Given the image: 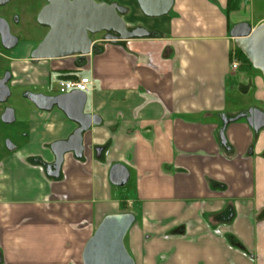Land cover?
I'll return each instance as SVG.
<instances>
[{
    "label": "crops",
    "instance_id": "0c3cea01",
    "mask_svg": "<svg viewBox=\"0 0 264 264\" xmlns=\"http://www.w3.org/2000/svg\"><path fill=\"white\" fill-rule=\"evenodd\" d=\"M133 2L123 18L150 38L94 39L100 51L83 63L45 60L29 77L45 85L58 68L89 78L84 114L100 123L49 172L52 147L78 126L56 108L28 110L0 159V264H82L102 220L125 213L134 216L124 238L134 264H264V129L240 119L227 125L225 146L219 138L222 116L261 110L237 94L254 92L264 107L263 78L231 69L229 35L264 18L232 22L228 0H173V16L146 18ZM115 165L129 172L123 187L109 181Z\"/></svg>",
    "mask_w": 264,
    "mask_h": 264
},
{
    "label": "water",
    "instance_id": "95a60500",
    "mask_svg": "<svg viewBox=\"0 0 264 264\" xmlns=\"http://www.w3.org/2000/svg\"><path fill=\"white\" fill-rule=\"evenodd\" d=\"M47 5L38 16V23L49 31L33 49L32 60H51L78 57L83 63L84 57L100 51L90 35L105 32L104 40L108 42L127 41L150 38L152 33L142 27L128 28L123 18L128 12L124 6L116 3H97L94 0H47ZM139 10L146 18H160L168 15L173 0H136ZM235 47L244 55L254 70L261 73L264 81V22L251 28L247 23L234 25L230 32ZM5 49H12L16 39L6 30L1 31ZM6 39V40H5ZM0 82V95L7 88ZM4 95V94H3ZM37 110L50 112L56 108L78 128L69 141L59 144L61 150L56 155V167L63 161V152L71 148L81 135L91 126H97V116L84 114L86 94L71 91L56 96L26 95ZM3 101L0 97V102ZM248 114V116L246 115ZM244 119L254 132L264 129V112L251 108L247 113L233 118L222 116V128L219 131L220 142L226 145L224 131L228 124ZM1 120L5 124L15 121L13 110L7 109ZM264 157V153H263ZM129 172L122 165L110 169L109 181L115 187L127 184ZM134 222L130 213L106 216L87 241L82 252V264H134L124 246V238Z\"/></svg>",
    "mask_w": 264,
    "mask_h": 264
},
{
    "label": "flooded vegetation",
    "instance_id": "af4514ba",
    "mask_svg": "<svg viewBox=\"0 0 264 264\" xmlns=\"http://www.w3.org/2000/svg\"><path fill=\"white\" fill-rule=\"evenodd\" d=\"M97 3L104 2L103 0H94ZM47 0H0V82H4L3 86L7 88V95L3 93L0 95L3 101L0 102V122H2L1 117L7 109H11L8 106V101L13 97L12 89L14 82L19 83L20 86H26V89L23 90L20 94L25 100H29L26 96L27 94L32 95H45V96H56L60 95L59 90L54 89V83L57 84V81L60 80V76L64 75H74L72 72H67L66 74L58 68H51L47 75L46 86L39 83L40 79H34L37 85L28 84L31 80L32 72L40 73L43 68V61L45 60H32L31 52L33 49L40 43V41L45 37L49 29L38 23V16L47 5ZM33 24L35 27V34L38 37L37 43L34 46L29 47L27 50L22 48L21 51H18L19 55L16 59H9L5 54H11L12 52L18 50L21 46V40L25 36V24ZM9 35L16 39V45L14 48L8 50L5 49L2 42L1 31L6 30ZM103 38L105 32L101 33ZM100 35V34H98ZM91 38L96 35H90ZM6 40V39H5ZM3 57V58H2ZM57 59H51L53 61ZM16 62V67L14 66ZM31 77V78H29ZM45 90L46 92H42ZM66 94V93H64ZM31 103V102H30ZM32 104V103H31ZM32 106H34L32 104ZM2 107V108H1ZM13 110V109H11ZM14 112V110H13ZM248 110L245 112L247 113ZM15 114V112H14ZM248 116V114H246ZM5 124V123H4ZM11 143L6 142V150H11ZM61 150L59 145L52 147V152L54 154V164L46 165L45 168L51 172V169L56 168V155L59 154ZM38 163H42L40 160H37Z\"/></svg>",
    "mask_w": 264,
    "mask_h": 264
},
{
    "label": "rangeland",
    "instance_id": "374dc122",
    "mask_svg": "<svg viewBox=\"0 0 264 264\" xmlns=\"http://www.w3.org/2000/svg\"><path fill=\"white\" fill-rule=\"evenodd\" d=\"M103 1H105V3H116L120 6L127 7L129 12L125 18L130 19L133 17V10H134L133 1L135 0H129L131 2L124 1V0H103ZM229 13L232 17L231 18L232 22L245 21V22L251 23L253 21H257L259 19L264 18V2H244L242 3V7H238L237 9ZM168 15L173 16L174 12L171 10ZM141 21L144 23H152V20H147L143 17ZM139 23L140 22H137V21L130 22L129 24L126 22V25L128 28H134L135 25ZM34 28L35 27L31 23L25 24V33H24L25 36L21 40V43H20L21 47L18 50L12 52L11 54L10 53L5 54L6 57H8L9 59L11 58L16 59L19 56L17 55V53H19L18 51H21L20 50L21 48L23 51L26 48L28 50L29 47H32L34 46V44L37 43L38 34L37 35L35 34ZM99 34L100 35L97 34L95 37H93L92 40L98 39V41H102L103 35L101 33ZM100 43L101 42H99L98 44L100 45ZM13 64L15 67L17 66L16 62H14ZM248 69L252 70L250 68ZM253 72L262 78V75L259 71L253 69ZM14 83L15 84L13 85V88H11L13 97L8 101V106L14 110L16 119H15V122L11 124H4L0 122V159L4 155H7L9 153L6 150V142H9L10 140H12V135H14V133H17V132L19 134H21L22 132H25L26 130V127L24 125V122L26 119L25 117H26V114L28 113V110L32 108V104L30 103V101L25 100L22 96H20L21 92L26 89V86L22 87L19 85V83L17 82H14ZM53 87L56 90L58 89V86L56 83H54ZM42 92H46V91L42 90ZM253 93L254 92H249L247 96H242V95L240 96V94H237L238 97L236 96L235 100L238 102V104L244 101L247 105L259 107L261 111H264L263 106L259 105L254 100H252L251 96L253 95Z\"/></svg>",
    "mask_w": 264,
    "mask_h": 264
},
{
    "label": "built area",
    "instance_id": "2783aa9c",
    "mask_svg": "<svg viewBox=\"0 0 264 264\" xmlns=\"http://www.w3.org/2000/svg\"><path fill=\"white\" fill-rule=\"evenodd\" d=\"M241 65L240 61L236 58L235 51L231 53L230 66L232 70H236ZM59 93L64 94L71 91H79L88 94L91 91V80L87 77H76L73 79L57 81Z\"/></svg>",
    "mask_w": 264,
    "mask_h": 264
},
{
    "label": "trees",
    "instance_id": "16d2710c",
    "mask_svg": "<svg viewBox=\"0 0 264 264\" xmlns=\"http://www.w3.org/2000/svg\"><path fill=\"white\" fill-rule=\"evenodd\" d=\"M238 4H239L238 0H228V2H227L228 13L237 9ZM235 55L243 67L247 66L248 68L252 69V71H253V68L251 67L249 62L246 60L244 55L237 48H235ZM73 78H76V77L74 75H64V74L62 76H60V79H63V80H68V79H73Z\"/></svg>",
    "mask_w": 264,
    "mask_h": 264
}]
</instances>
